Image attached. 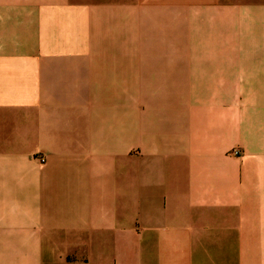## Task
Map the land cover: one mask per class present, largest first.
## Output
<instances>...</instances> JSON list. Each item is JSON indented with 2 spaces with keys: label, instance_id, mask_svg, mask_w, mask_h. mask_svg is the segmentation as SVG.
Segmentation results:
<instances>
[{
  "label": "crops",
  "instance_id": "1",
  "mask_svg": "<svg viewBox=\"0 0 264 264\" xmlns=\"http://www.w3.org/2000/svg\"><path fill=\"white\" fill-rule=\"evenodd\" d=\"M0 264H264V0H0Z\"/></svg>",
  "mask_w": 264,
  "mask_h": 264
},
{
  "label": "built area",
  "instance_id": "2",
  "mask_svg": "<svg viewBox=\"0 0 264 264\" xmlns=\"http://www.w3.org/2000/svg\"><path fill=\"white\" fill-rule=\"evenodd\" d=\"M45 160H46V159H45L44 157H43V158H41V161H42V162H45Z\"/></svg>",
  "mask_w": 264,
  "mask_h": 264
}]
</instances>
